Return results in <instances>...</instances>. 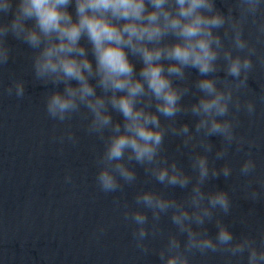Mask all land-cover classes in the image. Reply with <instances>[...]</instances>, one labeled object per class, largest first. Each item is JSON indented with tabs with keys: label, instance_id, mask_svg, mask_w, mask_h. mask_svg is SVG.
<instances>
[{
	"label": "clouds",
	"instance_id": "obj_1",
	"mask_svg": "<svg viewBox=\"0 0 264 264\" xmlns=\"http://www.w3.org/2000/svg\"><path fill=\"white\" fill-rule=\"evenodd\" d=\"M222 2L226 13L216 0H0V68L12 55L10 37L32 50L34 81L53 86L44 95L48 117L63 125L80 116L87 121V134L103 141L96 156L100 191L113 193L134 184L133 162L165 188L191 185L182 200L147 190L136 194L135 210L125 205L124 219L136 226L135 246L145 255L152 251L148 238L161 234L162 215L170 214L176 233L168 234L157 253L160 264H190L191 255L210 252L226 256L225 264H233V258L240 264L245 255L246 264H264V234L259 243L251 235L234 236L218 215L231 214L229 192L205 191L209 180L232 176L227 162L217 168L215 161L226 160L233 145L237 152L248 146L241 176L257 167L251 152L255 142L235 130L241 111L249 117L256 112L255 101L242 100L241 92L249 90L253 57L264 67V55L245 37V27L254 26L256 43L264 39V0ZM191 69L198 74L194 87L200 95L184 104V97L195 95L188 79ZM5 91L22 99L25 82L13 80ZM260 102L264 104V95ZM114 112L122 119L115 120ZM181 113L196 118L194 130L177 123ZM169 134L181 138L177 151L192 149L194 175L161 155ZM212 136L221 138V147L210 163ZM54 139L78 143L70 126ZM64 179L72 181L71 175ZM256 183L259 190L247 181L243 199L264 200V177ZM114 203L119 206L118 200ZM208 223L215 224L214 238Z\"/></svg>",
	"mask_w": 264,
	"mask_h": 264
}]
</instances>
